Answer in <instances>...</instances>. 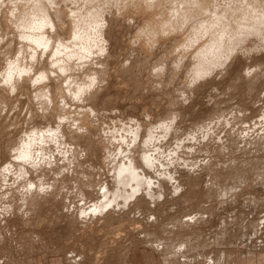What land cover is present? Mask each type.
I'll use <instances>...</instances> for the list:
<instances>
[{
  "label": "rangeland",
  "instance_id": "1",
  "mask_svg": "<svg viewBox=\"0 0 264 264\" xmlns=\"http://www.w3.org/2000/svg\"><path fill=\"white\" fill-rule=\"evenodd\" d=\"M262 12L0 0V264H264Z\"/></svg>",
  "mask_w": 264,
  "mask_h": 264
},
{
  "label": "bare ground",
  "instance_id": "2",
  "mask_svg": "<svg viewBox=\"0 0 264 264\" xmlns=\"http://www.w3.org/2000/svg\"><path fill=\"white\" fill-rule=\"evenodd\" d=\"M195 6H198V4H196ZM202 7H203V5H202ZM202 9H203V10H202ZM208 10H209V9H208L207 7L201 8V11L198 13V15H199V14H204V13H209V12H211V11H208ZM254 11H255V10H254ZM240 12H241V10H240ZM252 12H253V11H252ZM255 12H256V11H255ZM256 13H258V12H256ZM259 14H260V13H259ZM198 15H197V16H198ZM247 16H248V15H247ZM250 17H251V16H250ZM252 17H254V15H253ZM255 17H256V14H255ZM255 17H254V18H255ZM258 18H259V16H258ZM261 18H264V12H262L260 19H261ZM250 20H251V19H250ZM255 20H256V19H255ZM245 24H246V23H245ZM239 25H240V24H239ZM241 25H242V24H241ZM241 27H242V26H241ZM244 27H245V25H244ZM242 28H243V27H242ZM252 29H254L253 25H252ZM165 30H167V29H165ZM254 30H255V29H254ZM254 30H253V32H254ZM167 31H169V30H167ZM256 31H257V30H256ZM263 117H264V114H263ZM228 118H229V117H228ZM263 119H264V118H263ZM256 121H257V120H256ZM226 123H227V121H226ZM254 123H255V121H254ZM263 123H264L263 121H262V122H259V121H258V122H256V123L253 124V125H255V126L258 125V124H259L258 126H261V125H262L261 128H262V130H263V126H264ZM260 124H261V125H260ZM251 126H252V125H251ZM253 128H254V126H253ZM247 129H248V128H247ZM256 129H257V128H256ZM245 130H246V129H245ZM254 131H255V130H254ZM262 132H263V131H262ZM244 133H245V132H244ZM244 133H243V134H244ZM247 133H248V132H247ZM124 168H125V169H128L129 167H128V168H127V167H123L122 169H124ZM122 169H121V170H122ZM121 170H120V172H121ZM130 170L132 171L131 168H130ZM130 170H128V171L130 172ZM122 172L124 173V170H123ZM122 172H121V174H122ZM132 172H133V171H132ZM118 173H119V171H118ZM126 173H127V170H126ZM134 173H135V172H134ZM128 174L132 175L133 173H132V174H131V173H128ZM118 175H119V174H118ZM118 175H117V176H118ZM134 176L136 177V173H135V175L133 174V176H129V177L134 178ZM120 177H121V180H123L125 176L121 175ZM118 179H120V178H118ZM118 179H117V181H118ZM128 179H129V178H128ZM121 180H119V181L121 182V186H122V185H123L122 183H124L125 181L122 182ZM120 182H118V183L120 184ZM127 183H129V182H126V184H124V186L127 185ZM130 185H131V183H130ZM125 187H126V186H125ZM134 192H136V190H135Z\"/></svg>",
  "mask_w": 264,
  "mask_h": 264
},
{
  "label": "crops",
  "instance_id": "3",
  "mask_svg": "<svg viewBox=\"0 0 264 264\" xmlns=\"http://www.w3.org/2000/svg\"><path fill=\"white\" fill-rule=\"evenodd\" d=\"M145 260V264H152V262H154V260L151 258L150 254L144 253L142 254ZM134 264V263H132Z\"/></svg>",
  "mask_w": 264,
  "mask_h": 264
}]
</instances>
